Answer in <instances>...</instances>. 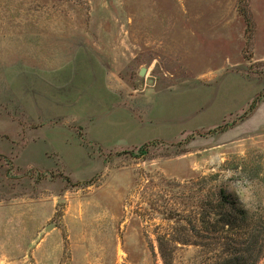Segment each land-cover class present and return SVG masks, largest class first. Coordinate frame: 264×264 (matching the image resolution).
I'll use <instances>...</instances> for the list:
<instances>
[{
    "label": "rangeland",
    "instance_id": "1",
    "mask_svg": "<svg viewBox=\"0 0 264 264\" xmlns=\"http://www.w3.org/2000/svg\"><path fill=\"white\" fill-rule=\"evenodd\" d=\"M221 192L264 214V0H0V264H211Z\"/></svg>",
    "mask_w": 264,
    "mask_h": 264
},
{
    "label": "trees",
    "instance_id": "2",
    "mask_svg": "<svg viewBox=\"0 0 264 264\" xmlns=\"http://www.w3.org/2000/svg\"><path fill=\"white\" fill-rule=\"evenodd\" d=\"M216 201L215 220L210 223V213L201 220L204 233L191 227L194 235L204 240L199 245L213 250L219 246L226 254L211 264H257L264 254V214L236 207L223 192ZM206 204L212 205L211 201ZM164 263L169 264L166 260Z\"/></svg>",
    "mask_w": 264,
    "mask_h": 264
},
{
    "label": "water",
    "instance_id": "3",
    "mask_svg": "<svg viewBox=\"0 0 264 264\" xmlns=\"http://www.w3.org/2000/svg\"><path fill=\"white\" fill-rule=\"evenodd\" d=\"M146 72V68L142 67L140 70H139V75H144Z\"/></svg>",
    "mask_w": 264,
    "mask_h": 264
}]
</instances>
